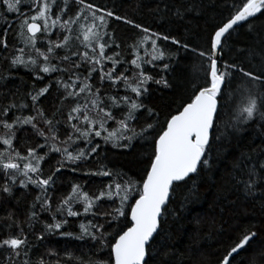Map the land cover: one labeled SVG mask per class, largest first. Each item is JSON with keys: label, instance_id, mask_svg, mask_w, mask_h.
Wrapping results in <instances>:
<instances>
[{"label": "trees", "instance_id": "trees-1", "mask_svg": "<svg viewBox=\"0 0 264 264\" xmlns=\"http://www.w3.org/2000/svg\"><path fill=\"white\" fill-rule=\"evenodd\" d=\"M45 2L50 5V27L47 32L42 30L37 34L34 49L25 45L24 38L29 34L24 29L22 37L20 25L23 19L37 14L38 6L33 5L31 0H24L20 13H8L0 0V40L8 45L5 49L0 44V112L10 103L16 105L7 115L0 114V121L13 123L16 116L36 117L29 93L34 94L36 90L50 85L48 93L36 102V108L44 112L45 118L52 120V125L45 124L40 117L33 121L48 140L31 125H17L13 129V148L22 156H27L29 149H35L44 159L40 161V172L29 175L33 179L36 176L45 179L52 175L54 181L50 182L45 193L31 183L21 187L20 181L26 178L20 174H16L13 183L0 168V241L16 236L27 240V256L22 251L19 257L9 259L12 250L0 248V264H23L25 259L30 264H38L40 260L45 264H79V260L85 264L90 261L114 264L110 256L111 243L118 239V233L122 234L131 226V207L139 198L143 181L147 178L156 142L166 129L167 122L191 102L196 90L210 85L208 56L215 58L216 54L218 68L227 75L217 98L218 109L209 146L201 158L202 161L207 160V165L201 164L197 173L174 183L160 229L147 249V260L148 264H220L223 256L243 235L255 232L249 244L239 254H233L235 259L230 258V264H264V179H260L264 177V168L260 167L264 163V119L257 114L253 120L245 121L240 115L249 94L257 93L260 85L238 70L242 68L264 77V9L231 29L222 39L217 52L212 54L211 39L236 14L242 0H83L82 4L76 0H40L41 5ZM86 4L99 9L95 15H104L107 22L106 27H100L97 20L94 28L101 34L100 43L107 42L105 58L101 60L102 69L91 59H82L85 52L90 57L99 58L98 45L93 52L92 47H85L83 40L84 32L93 24V13L85 8ZM81 9L84 11L81 12ZM107 12L113 15H105ZM57 17V24L51 26L52 20ZM143 28L149 29V41L140 44L146 35ZM151 33L161 38L156 39ZM64 36L70 37L67 44H64ZM164 36L169 39H163ZM152 39H156L163 58L145 63L143 61H151V55H146L145 50L152 52ZM172 39L179 43H172ZM58 43L63 46L56 47ZM21 48L23 53L19 51ZM36 49L49 57L50 67L63 71L45 74L31 65H11V59L20 55L25 61L34 58L37 66L44 65V58ZM200 52L205 55L201 56ZM137 54L142 58L138 63H141L144 74L152 77V81L146 84L148 91L142 96L136 97L130 89H126L123 80L113 84L105 77L101 81V71L108 72L114 68L113 78L122 75L130 83L133 82L141 70L131 64ZM65 56L69 59H64ZM108 56L118 63L114 65L112 60L107 59ZM76 64L80 66L75 67ZM226 64L236 68H225ZM93 67L97 70L92 71ZM37 75L43 79H36ZM155 80L162 82L157 84ZM73 81L76 87H69L68 91L79 93V88L85 83L91 88L74 99H65L63 84L72 85ZM164 81H167V87ZM124 96L129 97V102L136 100L143 105L133 111V119H127V130L121 129L118 123L126 119L129 111L120 99ZM95 98L100 101L99 107L110 111L114 117L105 121L106 131H101L100 137L95 136V132L100 131L99 124L89 127L83 122L82 113L72 112L74 117L80 116L81 119L68 120L71 109L77 103L81 106L87 104L89 116L97 118V109H93L91 104ZM21 104L25 106L19 107ZM149 124L151 128H148ZM73 125L90 131L92 135L87 138L79 136ZM50 128L53 131H49ZM142 129L147 131L141 134ZM3 132L0 125V135ZM109 132L115 135L106 142L103 137ZM53 134L56 136L54 141L51 139ZM69 135L73 136L72 141H68ZM53 144L61 152L51 151ZM93 145H99L97 151L88 154ZM65 147L73 155L84 151L87 158L70 163L63 155ZM5 149L6 146L0 144V152ZM12 155L15 156V152ZM28 162L36 163L34 159L20 161L21 167ZM58 167L60 171L57 172ZM253 168L257 173L253 179L257 183L248 190L241 181L249 179L248 173ZM101 169L111 174H90ZM115 183L128 185V199L124 202L125 216L113 219V215L101 214L111 213L113 208L119 207L120 197L125 195L124 191L116 194ZM109 184L113 185L112 189L108 188ZM5 186L11 191L4 192ZM75 186L90 197L110 190L113 198L95 202L97 206L92 211L98 213L96 216L83 214V204L73 202L71 206L81 215L68 217L66 210L60 213L56 209ZM37 196L40 202H37ZM45 199L51 206L50 210L43 205ZM53 216L55 222L67 219L68 223L62 225L59 231L48 232L46 225L54 223ZM109 220L111 224L107 223ZM90 221L104 225L103 230L107 234L105 245L87 236L76 238L81 235L80 224L87 225ZM69 256L73 258L69 259Z\"/></svg>", "mask_w": 264, "mask_h": 264}, {"label": "snow or ice", "instance_id": "snow-or-ice-1", "mask_svg": "<svg viewBox=\"0 0 264 264\" xmlns=\"http://www.w3.org/2000/svg\"><path fill=\"white\" fill-rule=\"evenodd\" d=\"M24 0H2V4L6 7V11L8 13H20L21 12V4ZM54 2V0H53ZM78 4H82L83 0H76ZM33 5L38 6L37 14L31 15L30 17L23 19L20 25V35L24 37V29L29 34L24 38V42L26 46H30L35 49L36 41H37V33L42 30L47 32L49 29V19L50 16L48 13L50 12V5L45 2L42 5L40 4V0H31ZM85 8L92 12V26L88 27V29L83 34V40L86 42L85 47H92V51L95 52V46L98 45L99 53L98 57L95 56L90 57L87 52L83 54L82 59L85 61L91 59L94 65H101V69L103 65L101 64V60L105 58V47L107 42L100 43L101 34L98 31H94L96 27L95 21L100 22V27H106V20L104 15L97 16L95 12H98L99 9H93L92 4H86ZM264 9V0H246L240 5L237 6L236 14L228 20L222 27L219 28L214 34V37L211 39V53L215 54L217 52L218 47L222 43V37L225 36L226 33H229L231 29L239 22L247 20L249 17L255 16L256 13L260 12ZM84 9H81L83 12ZM105 15L111 17L113 13L107 12ZM120 19V17H116ZM59 20V17L53 19L51 22V26H55ZM42 21L43 23H39ZM74 22V21H73ZM127 23H131L130 21H125ZM135 27H141L140 25H134ZM64 27V25H61ZM71 31V28L68 29ZM142 31L146 33L143 39L140 41V44L146 43L149 41V29L143 28ZM7 34V29H5V35ZM153 37L156 39H160L156 33H151ZM165 40H168L169 37H162ZM69 36H64V44H67L69 41ZM156 39L151 40V49L152 52L148 53L145 50L146 55H151V61H143L145 63H150L152 61H156L158 59L163 58V52L158 51V46L156 43ZM172 43H179L175 39H172ZM0 44L3 45L5 49H7L8 45L6 41L0 40ZM63 45L57 44L56 47H62ZM136 47H139L137 45ZM21 53L24 52V49H19ZM36 51L40 56L44 58V65L37 66V60L34 58H30L25 61L23 56H15L11 59L12 66H20L23 65L25 67L33 66L38 67L39 72H43L45 74H49L51 72H56L58 70L63 71V69H58L55 66L50 67L48 64L49 57L42 52H39L38 49ZM49 52L52 51V48L49 47ZM116 55H119L117 53ZM201 56H204V52H200ZM64 59H69V57L65 56ZM108 60H112L115 65L118 61L113 60L111 56L107 57ZM208 59L210 61L209 64V75H210V85L198 88L194 94V98L190 103H187L183 106V110L178 115H173L171 119L167 122V130L163 132L162 135L159 136L158 141L155 145V154L154 159L151 160L150 170L146 173V179L143 181L142 190H140L139 199L135 201L134 206L131 207V226L127 227L126 231H123L122 234H117L118 239L114 240V243H111L110 246V256L114 258V264H148V260L146 257L148 256L147 247L149 242L153 238V234L157 232L159 226V217L162 215V208L166 204L169 198V191L173 187L174 182L184 181L189 177L190 174L197 173L198 165L204 164L207 165V160L202 161V157L205 155L206 147L209 146L210 140V132L214 127V118L217 113V97L221 93L222 86L226 83V72L220 71L217 65V60L213 58V55H209ZM142 58L137 54V58L131 61V64L135 66L136 69H141L133 82H129V79L124 76H118L113 78L112 72L115 70L114 68L108 72L101 71V81L105 79V77L110 80L113 84H116L118 81L123 80L125 88L130 89L132 93L135 94L136 97L142 96L144 93L148 91L146 84L149 81H152V77L145 75L142 68L141 63H138ZM79 64H76L75 67H79ZM167 68V65H164ZM225 68H236L235 65H225ZM95 67L92 68V71H96ZM243 73L245 77H249L251 81L257 82L260 85V89L257 93H250L247 98L246 105L242 106L240 110V115L244 117L245 121H250L255 118L257 114L264 119V77L257 76L252 74L249 71L244 69H238ZM36 79H43L42 76L37 75ZM157 84H160L161 80L154 81ZM164 86L167 87V81H164ZM60 82L58 81V86ZM49 87L45 86L35 91L34 94L29 93L31 99L33 101V108L37 112V116H27L21 118L20 116H16L13 123H9L6 120L0 121V125L3 127V135H0V144L5 145L6 149L3 152H0V168L5 171L6 176L10 177L15 183L16 174H20L25 177V180L20 181L21 187H26L27 184L31 183L36 187L42 189L43 192L46 193L47 187L50 185V182L54 183L52 175L48 176L45 179H41L39 176H36L35 179L30 176V173H39L40 172V161L44 159L42 155H38L35 149H29L27 156H22L20 152L16 151L13 148V138L15 136V132L13 131L14 127L17 125H31L32 128L40 135L44 136L45 140H48V137L45 136V133L37 128V125L33 123L37 117L43 118L44 123L51 126L52 120L44 117V112L38 108H36V102L40 97L44 96L49 91ZM65 89V99L75 98L79 95V93H83L86 89H90L91 85L85 83L82 87L79 88V93L68 91L69 87L75 88L76 83L73 81L72 85L63 84ZM99 90L97 89V92ZM125 105L128 106L129 111L125 120L118 121L120 128L123 130L128 129L127 119H133V111L138 110L143 105L142 103H138L136 100H131L129 102V97L124 96L120 98ZM258 101L260 102L258 104ZM115 103V100H114ZM92 108L97 109V118H92L88 114V106L87 104L81 106L79 103L76 104L75 107L71 109L69 113L68 120L71 121L73 119H81L80 116H73L71 113H82V120L89 127L95 126L97 123L99 124L100 131L95 132L96 137L101 136V131H106L104 125L105 121L108 119H113V114L110 111H105L104 108L99 107L100 101L98 98H95L91 101ZM25 105L21 104L19 107L23 108ZM117 106H119L117 104ZM16 107L15 104L10 103L8 107L3 109L0 114L7 115L8 111L12 108ZM151 111V110H149ZM74 130L79 133L81 137H90L92 133L90 131L82 130L75 125L72 126ZM152 125L149 124L148 128H151ZM49 131H53L51 128ZM147 129H142L141 134ZM115 135L114 132H109L107 136H104L103 139L107 142L112 139ZM51 139L54 141L56 136L53 134ZM73 136H68V141H72ZM90 143V141H88ZM63 143H67V141H63ZM45 145H40V147H44ZM113 146H117L113 144ZM99 145H93L88 154L95 153ZM51 151L53 152H61V149L56 147L54 144L51 147ZM15 152V156L12 153ZM63 155L66 157L67 161L70 163H76L80 161L82 158H87V154L84 151H79L78 154L73 155L68 151V148L65 147L63 149ZM34 159L36 161L35 164L28 162L24 163L23 167H21L20 161ZM62 163V162H61ZM261 168H264V163L260 164ZM56 171H60L58 167ZM91 175H100V176H109L111 173L107 170H98L96 172H91ZM55 175V173H53ZM249 179L245 181H241L245 188L251 190L254 185L257 183L256 179L253 177L257 176L255 169L253 168L248 173ZM260 179H264V177H260ZM130 184V182H129ZM113 185L109 184L108 188L112 189ZM79 186H75L72 188V192L68 195L57 207V212L63 213L65 210L67 212L68 217H76L81 215V212L78 210H74L71 204L82 203L83 204V214H91L96 216L98 213L92 211L94 207H96V201L107 198L112 199L113 193L112 191H101L98 196L90 197L87 193L78 191ZM4 192H10L11 189L8 186L3 188ZM121 191L125 192V195L120 197V206L112 209L111 213L105 212L101 215H113V219L119 216H125L124 212V202L128 199V185H121L119 183H115V192L119 194ZM37 202H40V197L37 196ZM43 205L46 210H50V204L47 199L43 201ZM34 207V205H33ZM34 215V213H33ZM54 223L46 225V230L48 232H52L53 230L59 231L62 225L67 224V219L61 220L59 222H55V216H53ZM107 223L111 224L112 221L109 220ZM81 235L77 236V239H83L85 236L90 237L93 241L99 240L101 245H105L107 242V234L103 230V224H97L93 222H89L87 225L84 223L80 224ZM99 233V235H97ZM65 235H70L65 233ZM256 235L255 232L247 233L242 236L238 243L234 244L233 247L227 252L226 255L223 256L220 264H230V258L232 260L235 259L233 256L234 253L239 254L241 249H244L246 245L249 244V241ZM26 238L9 237L0 241V248H9L12 252L9 254V259L12 256L19 257L21 252H24V255L27 256L26 251ZM73 257L69 256V259ZM79 260V258H77ZM23 264H30V261L25 259ZM38 264H45L43 260H40ZM79 264H85L84 261L79 260ZM89 264H96L94 261H90Z\"/></svg>", "mask_w": 264, "mask_h": 264}, {"label": "water", "instance_id": "water-1", "mask_svg": "<svg viewBox=\"0 0 264 264\" xmlns=\"http://www.w3.org/2000/svg\"><path fill=\"white\" fill-rule=\"evenodd\" d=\"M240 23V22H239ZM238 23V24H239ZM236 26V25H235ZM234 26V27H235ZM233 27V28H234ZM40 33V32H39ZM39 33H37V34H39ZM227 34V33H226ZM226 34H225V36H226ZM224 36V37H225ZM224 37H222V39L224 38ZM215 59L217 60L218 59V56H217V54L215 55ZM217 65H218V60H217ZM222 88H223V86H222ZM222 90V89H221ZM218 98V97H217ZM217 109H218V100H217ZM183 110V109H182ZM179 114V113H178ZM177 114V115H178ZM167 130V127H166V129L164 130V131H166ZM211 133H212V130H211V132H210V137H211ZM163 134V133H162ZM161 134V135H162ZM199 166L200 165H198V168H199ZM194 174V173H193ZM193 174H190L189 175V177L190 176H192ZM188 177V178H189ZM187 179V178H186ZM179 182H181V181H179ZM174 183H177V182H174ZM174 183H173V185H174ZM171 192H172V188L170 189V191H169V198H168V201L166 202V204L163 206V208H162V215L158 218L159 219V226H158V229H157V232L156 233H154L153 234V238H152V240L149 242V245L151 244V242L154 240V238L156 237V235H157V233H158V231H159V229H160V222H161V218H162V216H163V213H164V210H165V208L168 206V204H169V202H170V198H171ZM139 199V198H138ZM135 204V203H134ZM134 206V205H133ZM130 216H131V211H130V214H129V220H130V223H131V219H130ZM149 245L148 246H146L147 247V249H148V247H149ZM146 259H147V257H146ZM113 261H114V258H113Z\"/></svg>", "mask_w": 264, "mask_h": 264}]
</instances>
